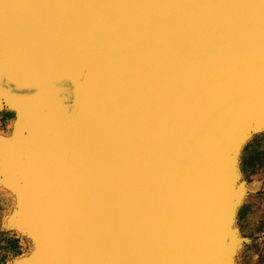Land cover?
<instances>
[{
	"label": "water",
	"instance_id": "water-1",
	"mask_svg": "<svg viewBox=\"0 0 264 264\" xmlns=\"http://www.w3.org/2000/svg\"><path fill=\"white\" fill-rule=\"evenodd\" d=\"M13 8L25 15L0 36V98L18 111L25 184L50 185L27 189L29 229L58 227L38 264H218L215 168L264 104V0H42L56 27L29 74L21 44L39 16Z\"/></svg>",
	"mask_w": 264,
	"mask_h": 264
},
{
	"label": "rangeland",
	"instance_id": "rangeland-1",
	"mask_svg": "<svg viewBox=\"0 0 264 264\" xmlns=\"http://www.w3.org/2000/svg\"><path fill=\"white\" fill-rule=\"evenodd\" d=\"M18 19L0 9V36L11 35ZM10 103L8 97L0 98V264H38L44 242L38 238V228L36 233L29 229L31 210L24 198L27 189L40 193L46 183L39 188L25 184L28 178L14 152L18 111ZM259 117L232 144L230 181L239 200L228 220L232 247L224 264H264V115Z\"/></svg>",
	"mask_w": 264,
	"mask_h": 264
},
{
	"label": "bare ground",
	"instance_id": "bare-ground-1",
	"mask_svg": "<svg viewBox=\"0 0 264 264\" xmlns=\"http://www.w3.org/2000/svg\"><path fill=\"white\" fill-rule=\"evenodd\" d=\"M23 1L24 0H20L21 8H23L24 5L27 4L29 7H31L30 10L33 12V14L36 13V15L39 16L36 19L32 18L31 25L32 26L34 25V32L37 31V30H40V31L38 33H35L34 35L29 34V37H30L29 40L25 41V42H23L21 44V48L28 46V50H27L28 51V61L26 63V60H27V57H26V58H24V59H22L20 61V64H21V66H22V68L24 70L23 73L29 74V72H31V69H32V66H33L31 64H34L35 61L40 56V49H39L40 48V44L39 43H41V40H44V39H41L40 32L41 31L48 32L49 29L54 28L56 26L52 22H50L51 19H52L51 15L42 16V15H44L46 13V11L45 10H37L38 5H39V3L42 0H25V3H23ZM7 5H6L7 6L6 8H8L10 15H13V17L19 16L22 13L24 14V12H22V11L14 10V8H13L14 0H9L7 2ZM46 9H48L49 11L51 10V9L48 8V6H46ZM47 37H52V36L51 35H47ZM50 47L56 48V47H53L51 45H50ZM80 49H81V47H80ZM83 53H84L85 56H87V53H89L88 45H85ZM115 99L116 98H112V100H109V101H112L113 103H115ZM109 101L106 100V105L103 106V107H100L98 109V113H103L102 117L101 118H97L95 116V114H93V116L91 117V120L88 123L89 125H88V128L86 130V135H85V138H84V146H80V154L84 155L85 157L90 156V152L88 150L89 142H90V145H92V146L96 145V143H97V137H93L91 140H89V137H90V135H91V133L93 131V128H94V123L98 122L96 119H98L99 121L100 120H105V118L106 119L108 118L109 112L114 111V105H111L109 107V104H110ZM116 109L118 110L117 107H116ZM262 114L264 115V104L262 106H260V108L258 110H256V112L253 114V116H252V118H250V120L244 122L240 126L238 131L230 136V138L228 139L227 145H226V150H225V158H226L225 163L221 164V166H220L221 168H217V167L215 168L216 172H220V173H222L225 176L224 178L226 180V187H227L226 191H223V192H220L218 189L216 190V197L217 196L219 197V204L221 206V213H220V210H217L216 214H221V216H220V229L219 230L221 232V235H224L223 239L222 238L219 239V244L221 246V251H219L218 255H217V263L218 264H224V262H226V261H224V256H226L225 255L226 250H227L226 247L228 246L227 244L229 242L228 220H229V216L232 213V210H233L235 204H237V202H238L237 199H235L236 194H235L234 185H233V183H231L229 181V177H230V171H229L230 167L229 166H230V161H231L230 157H231V154H232L231 150L233 149L232 148V144H233L234 140L241 133L245 132V129H247V127H249V126L252 127L251 124H253L257 120V118L259 116H261ZM259 118H261V117H259ZM74 124L76 126V120H75ZM66 126L69 129H71L72 125L70 123L69 124L67 123ZM242 138H244V137H242ZM210 181H214V177H211ZM49 187H50V185L48 186L47 183H46V184H44L42 186L41 191L42 190H46L47 191L49 189ZM40 208H41V206H40ZM209 222H208V224L206 226V229H208ZM38 228H43L42 229L43 231H40V229H39L38 238L41 239V241L43 240V242L45 244V246L43 245V247L40 246L41 247V251H39V250L38 251L42 255L44 254V256H45L46 251H47V247H46L47 242L50 239V237L52 236V234L55 233L56 231H58V227L55 226V225H52L51 223L43 222L42 226L41 227L39 226ZM43 242H42V244H43ZM58 262H62V264H72L71 261L68 258H66V257H63V258L57 257L55 260H53V262L51 264H57Z\"/></svg>",
	"mask_w": 264,
	"mask_h": 264
},
{
	"label": "crops",
	"instance_id": "crops-1",
	"mask_svg": "<svg viewBox=\"0 0 264 264\" xmlns=\"http://www.w3.org/2000/svg\"><path fill=\"white\" fill-rule=\"evenodd\" d=\"M65 128V127H64ZM69 128L67 127V130H68ZM67 134V133H66Z\"/></svg>",
	"mask_w": 264,
	"mask_h": 264
}]
</instances>
